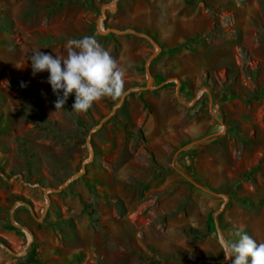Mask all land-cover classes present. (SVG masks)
Segmentation results:
<instances>
[{
    "label": "rangeland",
    "instance_id": "1",
    "mask_svg": "<svg viewBox=\"0 0 264 264\" xmlns=\"http://www.w3.org/2000/svg\"><path fill=\"white\" fill-rule=\"evenodd\" d=\"M84 35L124 94L55 109L27 53ZM240 227L264 243V0H0V264H229Z\"/></svg>",
    "mask_w": 264,
    "mask_h": 264
},
{
    "label": "clouds",
    "instance_id": "2",
    "mask_svg": "<svg viewBox=\"0 0 264 264\" xmlns=\"http://www.w3.org/2000/svg\"><path fill=\"white\" fill-rule=\"evenodd\" d=\"M33 48L28 55L31 75L46 71V83L56 97L55 109L63 108L69 94L74 99L71 110L87 111L93 102L124 94V72L115 59L92 35L69 38L67 55H53ZM23 85V82L21 83ZM234 239L223 241L224 260L229 264H264V243H258L243 227L234 231Z\"/></svg>",
    "mask_w": 264,
    "mask_h": 264
},
{
    "label": "bare ground",
    "instance_id": "3",
    "mask_svg": "<svg viewBox=\"0 0 264 264\" xmlns=\"http://www.w3.org/2000/svg\"><path fill=\"white\" fill-rule=\"evenodd\" d=\"M113 3L112 4H109L108 6L112 7Z\"/></svg>",
    "mask_w": 264,
    "mask_h": 264
}]
</instances>
